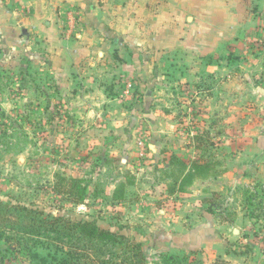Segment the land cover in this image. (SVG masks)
Listing matches in <instances>:
<instances>
[{
    "label": "rangeland",
    "instance_id": "rangeland-1",
    "mask_svg": "<svg viewBox=\"0 0 264 264\" xmlns=\"http://www.w3.org/2000/svg\"><path fill=\"white\" fill-rule=\"evenodd\" d=\"M246 12L248 20L222 23L225 30L240 28V34L236 30L231 36L210 38L205 76H200L199 66L191 64L194 61L186 66L182 63L186 59L180 58L184 81L178 79L177 85L170 81V53L139 54L126 44L128 50H122L121 58L117 51L114 54V60L125 64L126 70L119 65L110 73L104 87L113 97L101 105L92 88V93L84 94V79L63 81L41 63L21 61L16 66L1 59L0 201H21L70 221V225L61 227L67 235L46 233L47 237L58 238L47 241L25 238L22 244L29 248L23 251L9 248L7 240H0L1 264H60L64 259L68 264H234L229 258L237 253L236 248L244 257L251 255L252 264H264V168H256L264 163V153L253 158L248 170L251 175H247L256 177L241 182L235 197L229 193L235 175L242 172L230 175L225 192L216 193L219 200H203L207 207L189 206L195 216L187 218L189 232L208 235V228L196 229L206 208L214 207L210 214L219 222H230L221 242L202 244L194 233L175 249L159 253L151 243L156 235L172 234L179 239L181 231L156 222L160 216L157 210L168 207L173 180L154 166L156 155L163 162L168 156L172 159L169 136L173 134L178 135L176 143L184 148L194 143L203 155L216 146L210 141L217 134L216 126L202 119V97L224 102L225 114L218 126L228 139L240 133L242 140L248 126L260 131L264 127V0H253ZM215 23L208 21L210 28ZM149 63L152 67L145 74L159 82L140 85L133 65L147 68ZM238 159L226 158L225 166L237 162L241 166L243 159ZM57 174L81 181L86 205L76 206L54 193ZM249 196L253 200L246 206ZM80 222L83 224L76 231L71 230L72 223ZM86 235L91 238L82 248L87 258L71 257L69 247L86 244V240L81 243ZM216 246L221 247L225 259L221 255L206 258ZM247 260L241 264H248Z\"/></svg>",
    "mask_w": 264,
    "mask_h": 264
},
{
    "label": "crops",
    "instance_id": "crops-1",
    "mask_svg": "<svg viewBox=\"0 0 264 264\" xmlns=\"http://www.w3.org/2000/svg\"><path fill=\"white\" fill-rule=\"evenodd\" d=\"M252 2L253 0H0V61L6 58L16 66H20L21 61L32 64L38 62L50 74L63 81L84 79V94L95 92L98 105H101L111 102L110 98L113 96H108L110 92L104 85L110 73L118 70L120 65L114 60L115 52L121 58L122 50H128L126 44L135 47L139 54L155 56L158 53H170V73L173 74L170 81L174 85H177L178 79L184 81L179 71L181 65H178L182 57L186 59L182 60L186 66L194 61L191 64L199 66L202 77L208 72L206 57L212 45L210 38L231 36V31L236 30L240 34V28L225 30L222 23L231 19L235 22L250 19L245 16L248 14V4ZM208 21L216 23L210 28ZM187 59L191 60L188 62ZM139 64L133 65L138 70L137 83L143 85L159 82L153 75L145 74L151 69V63L147 68ZM119 67L126 70L125 64ZM142 68L143 72L140 71ZM92 97L94 99L95 96ZM201 104L202 119L204 117L206 122L212 121V126L217 128L215 138L210 140L216 146L212 147L208 155H203L194 143L187 148L176 143L178 135L173 134L169 136L170 153L174 155L172 159L168 156L163 162L164 159L160 160L156 155V162H153L154 166L169 173L173 179L170 182L171 193L166 200L168 207L157 210L160 216L156 222L162 227L167 225L169 230H181L179 239L176 240L172 234L165 237L154 236L151 243L158 253L175 249L184 243L182 240L191 238L194 233L199 235L202 244H209L212 240L214 244L221 242L220 239L226 237L225 229L230 222H219L210 214L214 207L206 208L196 229L208 228V235L194 230L189 232L187 218L195 217L189 211V206L201 204L207 207L203 200H219L217 194L225 192L230 175L242 172L235 175L234 186L229 193L235 197L236 188L241 182L256 177H250L248 170L251 169L253 158L264 153L263 126L261 131L246 127L242 140L240 133L233 136L228 131L232 134L228 139L218 126L225 114L224 102L205 96L202 97ZM231 107L235 111L236 108ZM232 128L234 130L235 126ZM250 147H254V151H249ZM233 156L238 160L242 158L244 164L240 166L237 162L235 165L225 166L228 164L226 158L230 160ZM256 168H264V163L257 164ZM220 248L213 247L206 258L215 259L221 255L225 259ZM236 249L237 253L229 259L234 264H241L249 256H242L240 248ZM247 262L252 264L251 255Z\"/></svg>",
    "mask_w": 264,
    "mask_h": 264
},
{
    "label": "trees",
    "instance_id": "trees-1",
    "mask_svg": "<svg viewBox=\"0 0 264 264\" xmlns=\"http://www.w3.org/2000/svg\"><path fill=\"white\" fill-rule=\"evenodd\" d=\"M0 76L2 74L0 73ZM53 191L56 195H63L71 204L76 206L86 205L87 195L81 192L84 189L81 186V181L73 176H67L64 174H57L56 181L52 186ZM253 200L251 196L246 199V206L250 205V202ZM212 206V205H211ZM16 213H21L18 216H15ZM64 216L54 215L51 212L46 213L44 210H41L39 207L29 206L25 203L18 201L16 203L12 202H3L0 201V240H7L6 245H10L9 248L16 249V251H23L22 249L29 248L22 244L23 240L28 237L37 238L41 237L47 241L49 239L58 240L57 237L51 238V233H56L58 236L67 235L66 230H61V227L64 223L70 225V221H65ZM251 218V217H250ZM226 221V220H225ZM83 222L79 224H71V230H77ZM6 232L9 233V236L6 237ZM46 233H50L49 236H46ZM103 236L105 235L102 232ZM90 237V236H89ZM88 235L85 236L86 239H81V243L86 240V244L73 245L70 246V256L77 257L83 256L87 258V253L82 252V248L86 247L90 239ZM78 238V237H76ZM80 239V238H79ZM42 241V240H41ZM36 245V244H35ZM39 245H44L40 243ZM59 252V249H56V253ZM171 258V257H169ZM2 261L0 262V264ZM60 264H68L69 260L64 259L59 261Z\"/></svg>",
    "mask_w": 264,
    "mask_h": 264
}]
</instances>
